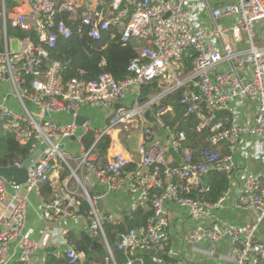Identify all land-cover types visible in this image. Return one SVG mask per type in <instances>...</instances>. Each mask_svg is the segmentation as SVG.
<instances>
[{"label":"built area","instance_id":"2783aa9c","mask_svg":"<svg viewBox=\"0 0 264 264\" xmlns=\"http://www.w3.org/2000/svg\"><path fill=\"white\" fill-rule=\"evenodd\" d=\"M64 14L95 39L109 34L124 45L136 43L137 57L124 79L106 72L89 81L64 77L62 63L52 57L58 41L73 32ZM0 19V82L10 83L9 96L17 101L16 108L0 101V125L30 146L29 156L45 144L26 183L16 185L0 177V264H31L38 249L62 245L25 236L32 193L40 198L47 222L84 218L90 233L101 237L109 256L90 264H116L106 224L124 221L98 207L100 197L91 195L85 184L89 176L130 197L129 218L139 208L152 210L145 225L120 234L118 249L127 255L126 264H143L140 253L169 245V203L196 222L185 233L187 245L206 243L212 251L228 240L237 249L235 264L264 262V170L244 177L233 203L235 209L253 211L252 221L238 224L222 215L227 193L217 202L204 197L209 171L224 172L233 182L240 165L235 156L244 138H250L253 156L264 160V0H227L215 6L209 0H17L12 16L3 0ZM9 24L27 35L10 37ZM154 82L161 90L144 97V86ZM179 91L185 115L194 116L198 131H208V148L193 150L187 133L167 122L174 109L163 100ZM90 108L114 112L105 127H92L90 118L78 123L81 111ZM56 113L70 114L73 120L57 123L52 118ZM79 127L84 131L77 134ZM131 128L141 132L136 157L110 151L113 136ZM90 131L95 141L86 148L84 138ZM73 136L81 147L79 156L66 150ZM105 136L111 144L102 156L98 143ZM44 184L51 189L49 196L41 192ZM84 201L89 206L85 213ZM18 239L13 262L11 243ZM62 243L70 263L83 264L85 254L77 252L67 236Z\"/></svg>","mask_w":264,"mask_h":264},{"label":"trees","instance_id":"16d2710c","mask_svg":"<svg viewBox=\"0 0 264 264\" xmlns=\"http://www.w3.org/2000/svg\"><path fill=\"white\" fill-rule=\"evenodd\" d=\"M72 28V35L68 38H61L55 49L52 50L53 59L62 63L64 67V77L66 79L79 77L85 80H94L101 73L106 72L111 74L115 79H124L129 71L128 67L132 60L137 57L136 43L122 44L116 39H111L109 34H106L101 39H95L87 32L81 31L77 21L68 17V14L62 15ZM8 35L10 37L24 38L27 33L19 28L8 25ZM161 87L156 83H150L144 86L143 96H149L153 91L159 92ZM182 91L167 96L163 100V104L171 105L174 109L172 114H168L167 122L171 126H176L179 130H184L188 135L187 145L193 150H202L209 147L207 141L208 131H198L194 116H186V107L181 104ZM95 141V134L90 131L84 138V145L90 148ZM111 144L109 136L103 137L98 143V152L105 156ZM29 145H23L19 142L16 135L5 131L0 125V166L9 167L18 161H24L29 156ZM65 176V175H64ZM205 181L208 184L209 191L204 193L206 200L217 202L224 196L230 188V180L224 172L217 170L209 171L205 176ZM41 192L45 196H49L51 189L48 184L41 187ZM89 209L88 203L83 202L82 212ZM152 215V210L149 207L139 208L133 218L138 227L145 225L147 219ZM126 224L130 225L127 218ZM125 223L118 226L107 223L106 234L111 245L116 264H126L128 257L124 251L118 249L120 234L128 228ZM69 243L77 252H83L85 259L83 264L92 262L102 263L109 256L108 249L104 244L97 249H93L94 240L102 239L93 236L90 232H80L79 234L69 233ZM163 252L150 251L140 253L144 259L143 264H159L163 261L167 264H173L176 260L168 255L167 247ZM45 264H71L66 257L65 252L56 253L55 249H49ZM111 264H114L111 261ZM135 264H140L135 262ZM261 264H264L262 262Z\"/></svg>","mask_w":264,"mask_h":264},{"label":"crops","instance_id":"0c3cea01","mask_svg":"<svg viewBox=\"0 0 264 264\" xmlns=\"http://www.w3.org/2000/svg\"><path fill=\"white\" fill-rule=\"evenodd\" d=\"M2 1L3 0H0V13L2 10ZM16 4L17 0H5L6 10L8 13H10L11 16ZM0 29H3V21L1 19ZM15 45L16 43L13 42L12 47H14ZM0 49H3L1 42ZM10 93V83L8 81L0 82V101L7 103L13 108H16L17 101L12 95L9 96ZM32 109L36 110L34 106H32ZM68 115L72 117L70 114ZM79 117H83L82 121L86 118H89L84 113H81ZM134 129L135 128H131L130 130ZM124 131L127 130L123 129L118 134H115L113 136L114 141L112 142L110 151L122 150L127 152L129 156L135 158L137 155L136 150L140 141L141 132L138 130V142L135 145H130L125 140L121 139V134ZM249 142L250 138L247 137L244 138L240 143V153L238 156H240L241 158V163H239L240 165L235 172L234 180L230 184V188L227 191V207L221 211L222 215L225 218L238 224H245L249 221H252V219L254 218L253 211H240L238 209H235L233 206L234 200L243 183V179L246 175L258 173L264 170V160L261 158L257 159L253 156L254 153L252 151V148L249 146ZM242 152L247 155V161H243V156L241 154ZM85 184L91 195L100 197L102 199L101 210L113 213L117 217H120L124 221L122 223H126L127 218L129 221L131 220V218H129V206L131 203V199L129 196L122 192L110 191L107 184L99 182L95 177L89 176ZM95 191L102 193V196L97 195ZM39 205L40 198L36 195V193H32L29 197L28 217L26 220L25 236L27 238H45L48 241L61 242L62 245L55 249L56 253H58L62 251L64 252L67 248V246L64 245L62 242L65 236L68 237L69 233L79 234L80 232H90L88 222L84 218L69 219L65 222H47L39 209ZM168 206L171 210L172 218L170 226L171 240L169 245L167 246V249L169 257L176 260V262L173 264H235V256L237 253V249L228 240H223L218 243L215 249L212 251L209 250L206 243H201L195 247L187 245L185 243L184 236L186 231L189 228L193 227L191 226V223L187 221L188 219L190 220V218H188L187 213L183 209L178 207L176 204L169 203ZM260 232L262 235H264V223L261 226ZM20 242L21 239H18L11 243L10 260L13 262L17 260L18 247ZM155 252L159 253L163 251L159 250ZM46 256V247L38 249V251L33 257L31 264H45ZM159 264L167 263L160 261Z\"/></svg>","mask_w":264,"mask_h":264},{"label":"rangeland","instance_id":"374dc122","mask_svg":"<svg viewBox=\"0 0 264 264\" xmlns=\"http://www.w3.org/2000/svg\"><path fill=\"white\" fill-rule=\"evenodd\" d=\"M209 2L212 6H215V5L224 4L225 2H227V0H209ZM27 105L32 110V106L28 101H27ZM113 112L114 111L112 109L104 111V110H101L99 108L83 109L81 111V113L86 114L90 118L92 127H105L108 123L109 116H111L113 114ZM52 118L57 123L58 122L59 123H68V122L72 121V117H70L68 114H64V113L63 114H58V113L53 114ZM83 131H84V129L82 127H79L77 130V134H80ZM121 139L125 140L130 145L131 144L135 145L138 142V130L134 129V130L124 131L121 134ZM67 144L68 145H67L66 150L68 152H71L74 156H79L81 154V147H80V144L78 141L67 140ZM235 162L241 163L240 156H238V155L235 156ZM72 164H74V162H72ZM187 221H189L191 223V226H194L196 224V222L194 220L188 219ZM100 239H101V237H100Z\"/></svg>","mask_w":264,"mask_h":264},{"label":"water","instance_id":"95a60500","mask_svg":"<svg viewBox=\"0 0 264 264\" xmlns=\"http://www.w3.org/2000/svg\"><path fill=\"white\" fill-rule=\"evenodd\" d=\"M47 116H50L49 113H46ZM145 116L152 120L151 112L147 111L145 112ZM83 117H79L77 119L78 123H81ZM76 137L73 136L72 139L74 140ZM45 149V144L42 143L40 146V149L36 152H34L32 155L27 157L23 163L22 166L18 167L15 165L9 166V167H4L0 166V177L5 178L9 182H13L16 185H22L26 183L29 179V168L33 165V163L40 157L42 154V151ZM170 153L175 154L174 150L171 148ZM94 192V191H93ZM95 193L99 196H102V193L95 191ZM98 206L101 209L102 208V199L99 198L98 200ZM126 224V223H125ZM130 225L138 230V226L135 222L134 218H131L130 220ZM126 227L129 228V224H126ZM102 243L99 242L98 240H95L93 243V249L98 248L101 246Z\"/></svg>","mask_w":264,"mask_h":264}]
</instances>
